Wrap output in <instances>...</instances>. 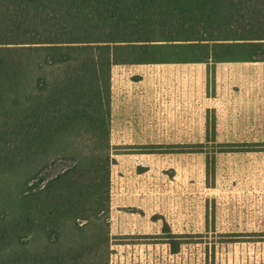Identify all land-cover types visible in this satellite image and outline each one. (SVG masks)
<instances>
[{
  "label": "trees",
  "instance_id": "obj_1",
  "mask_svg": "<svg viewBox=\"0 0 264 264\" xmlns=\"http://www.w3.org/2000/svg\"><path fill=\"white\" fill-rule=\"evenodd\" d=\"M227 62L264 0H0V264H110L112 67Z\"/></svg>",
  "mask_w": 264,
  "mask_h": 264
},
{
  "label": "rangeland",
  "instance_id": "obj_2",
  "mask_svg": "<svg viewBox=\"0 0 264 264\" xmlns=\"http://www.w3.org/2000/svg\"><path fill=\"white\" fill-rule=\"evenodd\" d=\"M171 65L179 77L164 87L162 144L125 178L119 162L110 168V264H264V82L254 79L261 70L250 62ZM142 73L111 70V88L120 75ZM226 74L244 81L230 85ZM113 148L115 161L136 149ZM134 219L142 227L117 229Z\"/></svg>",
  "mask_w": 264,
  "mask_h": 264
},
{
  "label": "crops",
  "instance_id": "obj_3",
  "mask_svg": "<svg viewBox=\"0 0 264 264\" xmlns=\"http://www.w3.org/2000/svg\"><path fill=\"white\" fill-rule=\"evenodd\" d=\"M250 63L256 64L254 65L255 68L261 70L259 74L254 75V79L258 84L259 82L262 84L264 82V62ZM137 66L143 72L141 76H136L135 80H129L127 77L120 75L118 76L117 84L111 88L110 143L112 147H136V149H132V152L121 153L122 156L116 158L115 163L119 162L117 166L124 174V178L128 175L126 173L131 171L133 163L148 160L149 155H151L149 152L139 151V147L162 144L167 128L165 106L167 90L164 87L166 86L167 79L172 81L179 77L177 70L180 68L177 65L171 64H142L115 65L112 67V70L116 69L119 71L129 67L136 68ZM226 78L230 85L244 81V75L242 74H226ZM251 78L252 75L248 73V79ZM117 184L115 189L120 194L119 198L121 197L119 185L122 184ZM133 222H128L127 225L121 222V224H118L117 229L130 234L137 228L142 227L136 219ZM134 244H132L133 247ZM119 257L121 258V256ZM118 262L122 261L119 260Z\"/></svg>",
  "mask_w": 264,
  "mask_h": 264
}]
</instances>
